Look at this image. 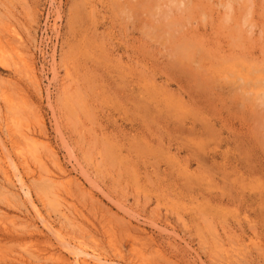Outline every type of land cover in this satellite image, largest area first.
I'll list each match as a JSON object with an SVG mask.
<instances>
[{
	"label": "rangeland",
	"instance_id": "rangeland-1",
	"mask_svg": "<svg viewBox=\"0 0 264 264\" xmlns=\"http://www.w3.org/2000/svg\"><path fill=\"white\" fill-rule=\"evenodd\" d=\"M9 26L38 88L9 60ZM0 51V162L25 122L83 187L65 191L40 139L41 162L21 148L31 196L0 168V264L79 246L115 264H264V0H0Z\"/></svg>",
	"mask_w": 264,
	"mask_h": 264
},
{
	"label": "bare ground",
	"instance_id": "bare-ground-1",
	"mask_svg": "<svg viewBox=\"0 0 264 264\" xmlns=\"http://www.w3.org/2000/svg\"><path fill=\"white\" fill-rule=\"evenodd\" d=\"M8 31L10 32V34L12 35V38H14V42L16 43V45L17 46H13L12 44V46L11 47H9L11 50H10V52H9V54H7V55H13V56H10L9 57V60L11 59V61L13 62V65L14 66H18V65H21L22 66V68L26 71V73H27V75H28V79L29 80H31L30 82H32L34 85H35V87H39V83H40V81H39V79H38V76L36 75V71H35V67H34V62H33V59L31 58V54H29V51L25 48V46H23V42L21 41V37H20V34H18L13 28H12V26H9V28H8ZM10 44V43H9ZM7 45H8V43H7ZM6 53V52H5ZM5 53L3 52V54H2V52L0 51V60H5V58H4V56H5ZM31 53V52H30ZM7 58V57H6ZM53 59V58H52ZM54 60V59H53ZM2 63H3V61H2ZM19 67V66H18ZM18 70V69H17ZM24 71V72H25ZM17 72V71H16ZM37 90V89H36ZM5 97H6V95H5ZM19 97V96H18ZM48 97V96H47ZM1 98H2V96H1ZM4 99H6V101H7V98H4ZM8 99H9V97H8ZM24 99V98H23ZM11 102V100L9 101V103ZM24 102V101H23ZM8 103V104H9ZM10 105H12V104H10ZM22 106V105H21ZM25 106V105H24ZM11 111V110H10ZM38 111V110H37ZM39 112V111H38ZM14 112H12L11 114H13ZM15 114V113H14ZM35 114V113H34ZM16 115V114H15ZM11 117V116H10ZM13 117V116H12ZM15 117V116H14ZM19 117V116H18ZM37 117V116H36ZM40 117V116H39ZM19 119H20V117H19ZM24 119V118H23ZM13 120H16L15 118L13 119ZM18 120V119H17ZM25 120V119H24ZM41 120V119H40ZM21 121V120H20ZM13 123L15 122V121H12ZM18 122V121H17ZM22 122V121H21ZM8 126V125H7ZM13 127V128H12ZM12 127H10V126H8V132H10L11 133V135L12 136H10L11 137V139L8 137V140L10 139L11 140V148H12V151H14V155H15V157H13V154L12 155H7V158H5V159H7L8 161H7V165H6V163H4V162H0V168L2 169V174H3V178H4V180L6 181V182H12V176L11 175H13L14 173V177H18V179H17V181H18V184L20 185V189L25 193L24 195L25 196H27V197H30L31 195H30V191H29V189L27 188V186H26V184H25V181L23 180V177L25 176V175H22L20 172H19V170H22L23 171V173H25L29 168H30V166H29V163H28V160L25 158V157H23L22 155H21V148H23V149H25L26 151H27V153H29L30 155L32 154V158L34 157L36 160H38L39 162H41V157L38 155V151H36V144H37V140H39L40 139V141H42L44 144H45V147H46V149L48 150V152L50 153V154H52V156H53V161H54V165H55V168H56V171H57V173H56V176L59 178V179H61V181H62V185L64 186V188H65V191L67 192V193H69L70 191H71V186H73V185H78V186H80L82 189H83V187H82V184H79L78 183V179H74L73 177H71V175L67 172V170H65V168L62 166V164H61V162H59V160H58V158L57 157H55V152H54V149L52 148V146L49 144V142L46 140V138H45V136H42V135H34L33 133H30L29 132V129H28V126L25 124V122H24V124L22 125L20 122L19 123H17L16 125H12ZM9 135V134H8ZM36 136L38 137H40V138H36ZM36 139V140H35ZM1 141V140H0ZM2 143V142H1ZM1 146V145H0ZM1 147H3V146H1ZM10 148V149H11ZM3 151V150H2ZM4 153V152H3ZM8 153V152H7ZM35 160V161H36ZM6 162V161H5ZM37 162V161H36ZM8 167H11L10 169H12L13 170V173L11 172V175H10V172H9V169H8ZM26 170V171H25ZM33 170V169H32ZM33 172V171H32ZM31 172V173H32ZM33 174V173H32ZM35 176H36V174H35ZM50 176V175H49ZM32 177V176H31ZM30 177V178H31ZM61 183V182H60ZM69 195V194H68ZM92 196V195H91ZM74 209H76V208H74ZM78 212H79V210H78ZM77 212V213H78ZM76 213V214H77ZM82 213V212H81ZM81 215V214H80ZM83 217H84V215H83ZM82 217V218H83ZM81 218V217H80ZM13 219V218H12ZM87 220V219H86ZM41 221H42V224L45 226V225H50L49 223H48V221H45L44 219L42 220L41 219ZM88 222V221H87ZM12 223H15V222H12ZM103 226V225H102ZM48 228L49 227H47V230H48ZM105 228V227H104ZM108 228V227H107ZM51 228H49V230H50ZM48 230V231H49ZM106 230H110V229H106ZM113 230V229H112ZM112 230H111V232H112ZM126 232L129 234V235H132V236H135V238L137 239V237L139 238V237H141V238H146V239H144V240H146L147 241V239H149V241L152 239L151 238V236H150V234H148L144 229H142V228H137V227H135V226H133L132 225V223L131 222H128L127 223V225H126ZM53 231V230H52ZM85 231V230H84ZM32 232V231H31ZM125 232V231H124ZM125 232V233H126ZM116 233V232H115ZM122 233V232H121ZM41 234V233H40ZM124 234V233H123ZM87 235V234H86ZM59 236V235H58ZM94 236V235H93ZM106 236V235H105ZM125 236V235H124ZM56 237H57V235H56ZM129 237V236H128ZM132 238V237H131ZM130 238V239H131ZM134 237H133V239H135ZM114 239V238H113ZM124 239V238H123ZM132 239V240H133ZM63 240H64V238H63ZM92 240H94V239H92ZM127 240V239H126ZM153 240V239H152ZM151 240V241H152ZM114 241H115V239H114ZM145 241V242H146ZM93 242H95V241H93ZM117 242V241H116ZM60 243V242H59ZM111 243V242H110ZM109 243V246L110 247H116V244H112L113 246H111V244ZM127 243V242H126ZM129 243V242H128ZM128 243H127V245H128ZM131 243V242H130ZM119 243H117V245H118ZM151 244H153V243H151ZM132 245H134L133 243H132ZM131 245V246H132ZM138 245V244H137ZM142 245V244H141ZM148 245H150V244H148ZM62 246V245H61ZM119 246V245H118ZM153 246V245H152ZM27 247V246H26ZM64 247V246H63ZM62 247V248H63ZM75 247V246H74ZM110 247H109V249H110ZM2 248V247H1ZM38 248V247H37ZM52 248V247H51ZM67 248V247H66ZM88 248V247H87ZM101 248V247H100ZM119 248H121V246L119 247ZM133 248H136V247H134L133 246ZM3 249V248H2ZM30 249H31V247H30ZM45 249V248H44ZM75 249V248H74ZM104 249V248H103ZM117 249V248H116ZM129 249V248H128ZM45 250H47V249H45ZM118 250V249H117ZM131 250V249H130ZM150 250V249H149ZM33 251V250H32ZM38 251H40V250H38ZM141 251V250H140ZM148 251V250H147ZM153 251V250H152ZM152 251H151V253H152ZM155 251H157L156 249H155ZM41 253L43 252V251H40ZM44 252H46V251H44ZM53 252V251H52ZM69 252H71V251H69ZM111 252V251H110ZM117 252V251H116ZM144 252V251H143ZM159 252V251H158ZM157 252V253H158ZM49 253H51L50 251H49ZM119 253V252H118ZM136 253V252H135ZM137 253H139L138 251H137ZM154 253V252H153ZM152 253V254H153ZM156 253V252H155ZM160 253H161V251H160ZM159 253V254H160ZM141 254H142V252H141ZM140 254V255H141ZM52 255H54V254H51V256ZM57 255H58V253H57ZM121 254H119V256H120ZM130 255V254H129ZM135 256V255H134ZM161 256V255H160ZM164 256V255H163ZM6 257V256H5ZM71 257H72V260L70 261L69 259H66L65 257H63V256H60L59 255V261L62 263V264H115V262H111L110 260H109V258L108 257H106L105 255H103V254H101V253H97V252H95V250L93 249L92 251H87L85 248H83L82 246H79V247H77L76 248V250H73L72 252H71ZM132 256H130V258H131ZM136 257V256H135ZM148 257V256H147ZM154 257V256H153ZM134 257H132V259H133ZM142 258V257H141ZM145 258H146V256H145ZM137 259V258H136ZM139 259V258H138ZM143 259V258H142ZM154 259H155V257L153 258V261H154ZM162 259V257H160V259L159 260H161ZM58 260V259H57ZM122 260V259H121ZM124 260V259H123ZM122 260V261H123ZM131 260V259H130ZM134 260V259H133ZM147 260V259H146ZM145 260V261H146ZM164 260V258L162 259V261ZM121 261V262H122ZM140 260H138V262H139ZM145 261H144V263H145ZM152 261V260H151ZM152 261V262H153ZM156 261V260H155ZM59 262V263H60ZM117 262V261H116ZM142 262V261H141ZM119 263V262H118ZM123 263V262H122ZM126 263V262H125ZM130 263V262H129ZM128 263V264H129ZM140 263V262H139ZM157 263V262H156ZM155 263V264H156ZM164 263V262H163ZM166 263V262H165ZM176 263V262H175ZM131 264H134L133 262L131 263ZM142 264H143V262H142ZM152 264V263H151ZM154 264V263H153Z\"/></svg>",
	"mask_w": 264,
	"mask_h": 264
}]
</instances>
